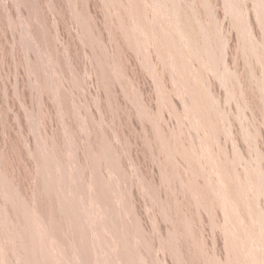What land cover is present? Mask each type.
Returning a JSON list of instances; mask_svg holds the SVG:
<instances>
[{
	"label": "rangeland",
	"instance_id": "obj_1",
	"mask_svg": "<svg viewBox=\"0 0 264 264\" xmlns=\"http://www.w3.org/2000/svg\"><path fill=\"white\" fill-rule=\"evenodd\" d=\"M0 264H264V0H0Z\"/></svg>",
	"mask_w": 264,
	"mask_h": 264
}]
</instances>
